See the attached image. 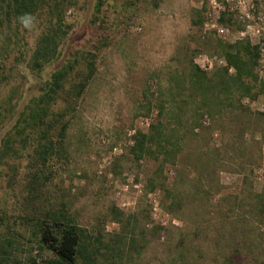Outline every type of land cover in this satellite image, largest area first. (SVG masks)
<instances>
[{
    "label": "rangeland",
    "instance_id": "374dc122",
    "mask_svg": "<svg viewBox=\"0 0 264 264\" xmlns=\"http://www.w3.org/2000/svg\"><path fill=\"white\" fill-rule=\"evenodd\" d=\"M98 3L40 0L30 21L12 16L0 27V260L50 256L35 229L53 213L73 219L90 248L110 246L103 264L222 263L235 246L239 264L264 260V215L251 214L264 205L255 195L264 189V92L243 99L249 112L207 118L162 173L156 157L133 153L134 135L168 107L193 64L208 77L226 65L224 43L260 45L264 80V0H102V26L93 22ZM53 15L62 17L63 55L38 71L30 56ZM73 48L96 53L97 72L40 158V132L24 141L15 125ZM61 95L52 110L65 105ZM207 145L212 152L203 154ZM239 211L250 212L247 221Z\"/></svg>",
    "mask_w": 264,
    "mask_h": 264
},
{
    "label": "trees",
    "instance_id": "16d2710c",
    "mask_svg": "<svg viewBox=\"0 0 264 264\" xmlns=\"http://www.w3.org/2000/svg\"><path fill=\"white\" fill-rule=\"evenodd\" d=\"M39 2L40 0H0V10L2 11L0 27L8 19L12 21V16H15V21L18 23H27V20L30 21L38 10ZM101 6L102 0H99L93 17L94 24L98 26H102L104 23L101 18ZM52 17L54 21L51 28L39 35L30 56L31 66L38 71L42 70L46 63L57 61L63 55L62 50L59 49L60 42L65 36V33L60 29L62 17L61 15ZM224 18L225 11L222 13L221 20L223 21ZM10 32L13 34L14 30L10 28ZM222 46V57H224L226 65L218 69L214 77H208L204 70L193 64L190 74L181 82H177L178 89L170 95L168 107H162L158 111L156 120L150 124L147 132L139 131L133 137V153L138 159L145 155L156 157L160 161V173L167 163H174L179 159L188 138L201 135V132L206 128L207 118L212 120L217 116L223 119L224 110L229 108L233 111L249 112L248 107L243 104V99L255 100L264 92V80L260 79L257 72L261 60L260 45L253 44L246 38L233 43H224ZM96 57V53L73 48L61 66L40 87L38 96L34 97L31 102L35 105L26 106L29 111L24 109L20 114L15 126L21 135L26 131L27 137L23 140L28 141L34 131H39L40 140L44 141L39 145L41 149H37L38 157H46L49 151L55 147L56 143L52 141L50 132L56 124L64 122L60 116H64V113L69 110L71 112L77 107L97 72ZM231 69L234 70L233 73H231ZM61 94H65V105L62 109L52 110V105L57 106L58 99L62 98ZM4 117L5 115L0 113V125ZM69 124L65 122L62 125L64 133ZM64 133H62V137ZM8 142H11V139H8ZM203 150V154L212 152L208 145ZM192 172H189V178L192 177ZM153 183L155 180L152 181V185ZM162 188L167 193L172 192L165 182ZM255 195L263 198L264 189L261 194ZM176 200L177 196L174 195L173 203ZM248 214L250 212L239 211L236 218L244 222L247 221L244 218ZM251 214L264 215V205L251 211ZM36 225L35 235L38 238L40 249L47 250L50 256L41 258L39 261L32 258L24 264H103L107 251L111 249L108 244L104 248L100 246L90 248L85 239L87 235L75 224L73 219L68 218L64 213L48 215L46 219L40 220ZM255 228L258 229V227ZM234 248L235 253L223 255L222 263L212 261L210 264H239L234 257L241 251L237 246ZM197 250H202V247ZM181 257L184 258L183 255ZM250 258L253 260V264H264V260L255 256ZM185 263L187 262L185 261ZM0 264L10 263L1 259ZM245 264H249V261Z\"/></svg>",
    "mask_w": 264,
    "mask_h": 264
}]
</instances>
